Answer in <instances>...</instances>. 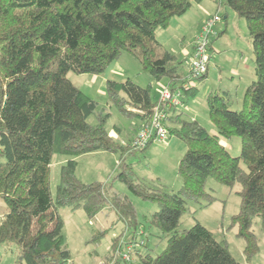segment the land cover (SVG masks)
<instances>
[{
	"label": "trees",
	"instance_id": "1",
	"mask_svg": "<svg viewBox=\"0 0 264 264\" xmlns=\"http://www.w3.org/2000/svg\"><path fill=\"white\" fill-rule=\"evenodd\" d=\"M200 1L0 0V156L4 157L0 162V244L16 246L19 264H66L70 251L59 206L81 208L89 217L110 208L116 214L114 222L137 226L130 199L112 182L86 183L75 175L74 156L100 150H120L114 178L134 194L156 202L157 209L147 219L158 237L166 236L164 248L156 254L146 236L144 244L131 251L133 261L125 264H249L258 249L252 228L256 218L264 229V0H215L245 19L254 78L240 109L229 107L226 92L206 94L215 132L183 110H166L163 124L168 134L186 144L177 164L181 185L176 191L135 179L123 154L137 150L109 135L104 125L109 112L98 110L97 102L66 76L70 70L100 74L126 51L153 79L165 76L172 90L181 89L183 104L199 86L194 82L182 89L183 60L162 45L157 29L166 28L173 17ZM206 74L207 70L197 79ZM106 93L120 113L142 121L157 101L151 98L150 85L142 87L129 78L107 79ZM91 115L94 124L88 121ZM234 137L239 138L237 155L225 143ZM56 152L71 158L60 166L53 195L49 166ZM208 177L229 187L240 185L236 191L240 206L231 215L230 225H236V235L244 240V261L231 254L225 239H216L201 223L179 228L187 201L208 205L215 198L205 186ZM117 243L115 236L112 248Z\"/></svg>",
	"mask_w": 264,
	"mask_h": 264
},
{
	"label": "rangeland",
	"instance_id": "2",
	"mask_svg": "<svg viewBox=\"0 0 264 264\" xmlns=\"http://www.w3.org/2000/svg\"><path fill=\"white\" fill-rule=\"evenodd\" d=\"M198 3L205 4L209 14L202 10ZM224 11H227L226 19H224ZM214 14L219 16L218 21L214 24V29L217 27L222 32L212 39L213 50H208L209 68L207 74L202 80L197 78L193 80V83L198 82L197 93L193 96L190 95L185 100V104L183 103V106L178 108L183 110L187 117L196 119L211 132H215V128L208 115L206 93L214 91L215 88H219L221 92L229 90V107L240 109L243 99L242 86L246 81L234 73V70L244 71L249 75L253 73L254 54L245 19L220 3L202 0L194 3L184 15L175 18V20H179L180 28L178 24L174 25L176 21H173V24L171 20L166 28L157 29V34L160 35L162 41H165L164 47L175 50L179 48L180 41L190 45L193 36L201 30V28L198 30L201 21ZM164 29L167 30L166 33H162L161 30ZM186 69L188 71V68ZM66 76L74 85L97 102L98 110L109 112L104 124L106 129L110 131L115 126L120 127L121 132L118 137L125 142H128L126 132L134 129L136 133L140 120L137 117L120 113L117 107L109 101L106 93V80L123 81L129 78L142 87L150 85L152 99H155L161 87L168 83L165 76L159 80L153 79L143 69L140 62L126 51L111 61L100 74L76 73L70 70ZM252 77L254 78V75ZM88 121L94 124L95 116H89ZM225 141L231 154L237 155L240 148L239 138L234 137ZM185 150L186 144L182 139L175 134H168L164 141L154 140L145 150L123 154V158L126 164L131 165L136 180L151 187L176 191L181 185L177 164ZM68 158L71 156L59 152L53 153L51 157L49 182L53 195L60 180V166ZM120 158V150L114 152L100 150L74 156L77 161L75 175L86 183L112 182L116 190L126 194L130 199L136 212L137 226L133 228L125 226L121 221L114 222L116 214L110 208H104L98 214L89 217L81 208L72 209L69 206H59L58 212L63 220L62 234L70 251V257L66 264H95L104 260L115 249L111 244L115 236L118 237V243L120 241L127 243L130 240L139 241L147 236L153 254L164 248L166 236L158 237L157 229L150 225L147 219L150 213L157 209L156 202L134 194L123 182L114 178L119 170ZM3 161L4 157L0 156V162ZM205 186L215 198L208 205L187 201L186 209L180 217L179 228L186 229L196 222L201 223L213 233L216 239H225L231 254L237 260L244 261V240L236 235V225H230L231 215L236 213L240 206V198L236 192L240 185L235 183L229 187L208 177ZM252 228L257 235L258 249L251 254L248 262L249 264H264V229L258 218L254 220ZM133 235L134 238H132ZM0 264H19L17 248L13 243L0 244Z\"/></svg>",
	"mask_w": 264,
	"mask_h": 264
},
{
	"label": "built area",
	"instance_id": "3",
	"mask_svg": "<svg viewBox=\"0 0 264 264\" xmlns=\"http://www.w3.org/2000/svg\"><path fill=\"white\" fill-rule=\"evenodd\" d=\"M218 19L219 16L217 14L208 16L202 22L200 32L195 35L188 60V71L185 74L186 79L182 84V89H188L193 84L194 79L206 72L209 62L208 50L212 39L217 35L214 24ZM181 100V89L172 90L169 85H163L158 92L157 101L152 106L149 117L142 121L138 130L128 142L120 140V144L128 146L130 149L138 150L147 146L150 141H164L168 135L167 128L163 124L166 118V110L172 107L178 109L183 106ZM142 244H144L143 238L139 241L130 240L127 243L120 241L109 259L100 260L95 264H119L121 261L131 262L133 261L131 251L134 246H142Z\"/></svg>",
	"mask_w": 264,
	"mask_h": 264
},
{
	"label": "crops",
	"instance_id": "4",
	"mask_svg": "<svg viewBox=\"0 0 264 264\" xmlns=\"http://www.w3.org/2000/svg\"><path fill=\"white\" fill-rule=\"evenodd\" d=\"M208 1H213V2H216L215 0H208ZM217 3V2H216ZM198 5H200L199 7L202 9V10H205V12H207V14H209L208 13V11H206V5L205 4H199L198 3ZM193 6V5H192ZM191 6V7H192ZM190 7V8H191ZM187 12V11H186ZM185 12V13H186ZM225 12V15H224V19H226V17H227V11H224ZM185 13H183L182 15H184ZM182 15H180V16H182ZM176 17H179V16H176ZM176 17H173L171 20H172V23L174 24V22L173 21H176L175 22V26H176V24H178L179 25V28L181 27V24H180V22H179V20H175V18ZM204 21V19L201 21V23ZM170 23V22H169ZM199 24V27H198V30L201 28V25L202 24ZM215 24H216V22H215ZM215 30H216V32H217V35H216V37L217 36H219L220 34H221V32L217 29V27H215ZM162 31V33H166L167 32V30L166 29H164V30H161ZM184 37H185V35H183ZM182 36V37H183ZM158 39H159V41L162 43V45L164 46V44L163 43H165V41H162V39H161V37H160V35L158 34ZM181 37V38H182ZM194 37H195V35L193 36V39H192V41H191V43H190V45H187L186 43H184V42H182V41H180V43H179V45H178V49H171L170 51L171 52H173V53H175L177 56H178V58L179 59H182L183 60V65H182V71L186 74V72H187V69L186 68H188V66H189V64H188V60H189V57H190V54H191V51H192V46H193V40H194ZM213 48V46H212V42H211V45H210V50H213L212 49ZM169 50V49H168ZM253 63H254V58H253ZM208 68H209V62H208ZM208 68H207V70H208ZM234 73H237L239 76H240V78L242 77V78H244V80L246 81V82H244L243 83V95H244V92H245V89H246V87H247V85L250 83V81L253 79V75H254V65H253V73L252 74H246L244 71H236V70H234ZM194 84V83H193ZM196 85L198 84V82H196L195 83ZM245 84V85H244ZM215 90H217V91H219V88H215ZM224 92H228V96H229V90H223ZM219 92H221V91H219ZM221 93H223V92H221ZM207 94V93H206ZM157 96H158V94H157ZM243 97V96H242ZM157 99V97L155 98V99H153V100H156ZM187 100V99H186ZM185 102V101H184ZM185 104V103H184ZM188 109H190V108H188ZM194 112V111H193ZM192 118V117H191ZM140 120V122L138 123V128L140 127V125H141V123H142V120L141 119H139ZM137 128V129H138ZM121 132V128L120 127H118V126H115V127H113L110 131H109V135L111 136V137H115L114 139H116V140H118V141H120V140H123V139H120L119 137H118V135H119V133ZM126 134H127V139L126 140H130L131 138H132V136L135 134V131H134V129L133 130H131V131H127L126 132ZM157 141V140H156ZM162 142V141H161ZM152 143V142H151ZM97 152V151H96Z\"/></svg>",
	"mask_w": 264,
	"mask_h": 264
}]
</instances>
